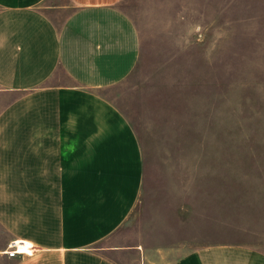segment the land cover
Wrapping results in <instances>:
<instances>
[{
    "label": "crops",
    "instance_id": "1",
    "mask_svg": "<svg viewBox=\"0 0 264 264\" xmlns=\"http://www.w3.org/2000/svg\"><path fill=\"white\" fill-rule=\"evenodd\" d=\"M47 1L0 0V264H122L102 251L134 253V264L164 254L166 264H264L245 245H100L142 187L138 136L104 94L136 65L139 35L112 3L57 21L62 8ZM13 241L27 252L8 256Z\"/></svg>",
    "mask_w": 264,
    "mask_h": 264
},
{
    "label": "rangeland",
    "instance_id": "2",
    "mask_svg": "<svg viewBox=\"0 0 264 264\" xmlns=\"http://www.w3.org/2000/svg\"><path fill=\"white\" fill-rule=\"evenodd\" d=\"M95 1L114 4L139 35L136 65L104 94L132 124L144 165L135 207L100 245L264 252V0L47 3L62 21ZM102 252L134 264V253ZM164 255L150 258L166 264Z\"/></svg>",
    "mask_w": 264,
    "mask_h": 264
},
{
    "label": "built area",
    "instance_id": "3",
    "mask_svg": "<svg viewBox=\"0 0 264 264\" xmlns=\"http://www.w3.org/2000/svg\"><path fill=\"white\" fill-rule=\"evenodd\" d=\"M18 243H23L20 241H13L8 244L7 249H6V254L10 257H13L19 253H26L27 251H22L19 249V244Z\"/></svg>",
    "mask_w": 264,
    "mask_h": 264
},
{
    "label": "bare ground",
    "instance_id": "4",
    "mask_svg": "<svg viewBox=\"0 0 264 264\" xmlns=\"http://www.w3.org/2000/svg\"><path fill=\"white\" fill-rule=\"evenodd\" d=\"M19 244V249L22 250V251H27L28 248H27V244L26 243H18Z\"/></svg>",
    "mask_w": 264,
    "mask_h": 264
}]
</instances>
